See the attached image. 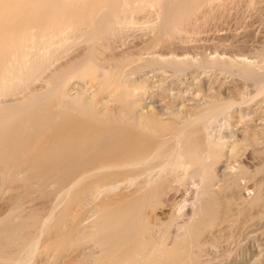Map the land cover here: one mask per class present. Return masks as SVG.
<instances>
[{"label": "rangeland", "instance_id": "rangeland-1", "mask_svg": "<svg viewBox=\"0 0 264 264\" xmlns=\"http://www.w3.org/2000/svg\"><path fill=\"white\" fill-rule=\"evenodd\" d=\"M14 1L15 0H0V49H2L3 46L9 44L14 36H16V33H18V31L21 32L24 29H36L39 19H43L46 24L61 21V15L58 17H53L49 9L55 6L61 7V2L66 0H41L40 2L42 6H40L41 8L39 10L32 9L26 14L17 12L16 16L13 15L14 11L5 14L4 12L12 6V3ZM227 1H225L226 3L223 1L225 3V6L222 4V2V6L221 4L217 5L215 6L216 9L213 8V10L211 9L212 11L208 10L206 11L207 13H203V15L201 14V16L199 17L201 19H194L193 21L195 23L197 22L196 32H198H195L194 34L191 33L192 35H189L190 37L187 36L188 39L185 36L179 37L180 39H172L173 43L170 45V47H168L167 51L175 50V52L179 54L180 57H182L181 54H187L190 58V56L194 57L195 54L200 55V52L201 54L203 52L209 54L214 49H217L219 52L223 51L225 56H230L229 58L231 59L238 58V56L240 58L242 57L241 55H245L249 59H252V57L253 59H256L257 52L255 51H260L259 46H264V0H230L231 2L229 1L228 3ZM196 3L197 0H188V8H193ZM45 10L47 11L45 12ZM187 13V8L185 6H182L180 9L175 11L173 16L175 18H183ZM150 14H152L154 17ZM202 16L207 18V22L204 21ZM155 17L156 15L155 13L153 14V11H147L146 13L142 12L138 16H135V21L139 20L140 23L137 21L138 24H141L145 20L152 22L155 20ZM198 19L202 22L201 26V23L198 24ZM148 21H145V24H143H148ZM191 22L192 20L190 21V25L195 26V23ZM185 25L188 28L190 27L189 25H187V23ZM137 26H139L140 29ZM141 26L142 25L135 24V28L133 27L134 29H129L130 32L129 30H127L125 31L126 33L123 32L125 34L114 35L116 36L115 38L113 36H110L111 38H108V45L110 46L111 44V46H113H107V48L109 47L110 49L101 47L103 49L102 52V49H100L99 46L100 51L97 52V58L101 59V62L113 63L118 59L123 60L122 77L126 75L130 78L133 76V74L139 77L141 73H138V70H140L141 67L143 68V70H145V64L143 61L148 57V55H145V53L147 54L148 51L146 47H148L150 41H153L152 36L155 37V35H152L153 32H151L150 29L146 28L145 26L143 28L144 30L141 29ZM148 31H150L151 33ZM149 33L150 40L149 37L146 36ZM181 38L183 41L181 40ZM82 46V43H79L76 44V46L74 45L73 48L77 49V47H80L79 49H77L79 51L82 49ZM73 48L67 51V53L65 54L66 57L63 56L65 61L70 57H73L70 55L74 54ZM139 48L142 50V52L139 51ZM143 48L146 52L143 50ZM158 48L159 46L157 47V49ZM104 49L109 51H106ZM111 49L113 50L111 51ZM77 50L75 54L78 55ZM131 52H134V54H136L134 55ZM106 54L107 56L109 55L108 58H106ZM130 54H132L133 56ZM59 56H62V51L60 55H58V57ZM127 56L129 58H127ZM63 57H60L61 60L60 58H58V60L55 62L56 65L54 64L55 67L51 66L50 69H48L45 74V79H49L52 74L56 73L57 70H55V68H57L56 66L62 64ZM112 58H114L115 60H113ZM110 59H112V61ZM58 67L59 68L57 69H61L62 65ZM158 72L159 73L155 75L157 77L154 76L158 83H155V90L151 89L153 93L152 91L149 93L150 97L153 99V101H156L157 104L164 103L165 107L172 108L175 106L176 99L183 98L189 99V101L193 99L194 101L201 102L204 98L200 96L199 99L196 98L198 97L196 96V94L199 93V91L206 94V90L207 92L212 90L216 91L218 87H220L219 89L222 90V93L226 90L231 91L229 92V94L219 93V97L226 101H228L229 99L239 101V104L235 106V110L238 108L243 110V115L241 117V114H238V112H236V118L234 117V119L231 120L232 122L236 120L238 123L236 121L235 123L239 125L235 126V129L237 128L236 131H234L235 129L232 130L234 136L230 138L231 140L238 137V132L242 131L245 125V122H243L244 118L249 122H246L247 126H252V124L254 125L258 121L256 120L255 122H250V120L248 119L253 114L251 109L256 104L258 105V103L263 101L262 99L264 98V94L261 93L255 96L253 99L247 101L245 100V98H241L240 94L242 92L243 93L241 94V96L243 94L247 95L248 93L252 92L251 90H253V87L249 86L248 88H246L247 86H245L246 82H244V79L234 73L223 71L220 69L218 70V68L216 67H213L211 69L196 66L195 63L190 65L183 72L174 73V71L169 67L159 70ZM89 79L90 78L88 77H76L70 81L67 89L69 90L70 88L69 92L71 93H74L76 89L77 91H79L81 88V91L83 93L85 89L86 92H84L83 95L85 97L90 95L88 97L94 98L96 101H99V99L103 100L104 98V100L109 103L108 106L104 104V100L103 102L100 100L98 104L96 103V109L98 108L97 110L98 112H100L99 114H101V112L104 113V108L107 106L113 116L117 117L122 110L117 97L107 92H97L95 88V82L93 85V82H91L92 80L90 79V81ZM73 81L76 82L73 83ZM127 82H129V80H127ZM41 83H44V81H39L37 86L41 87L43 85ZM74 84L77 88L74 86ZM159 85L161 87H159ZM195 86H198V88ZM71 89H73L74 92H72ZM92 90L94 92L91 93ZM26 92L27 91H21L13 95L16 98L13 96L11 97L12 99L15 98L14 100L22 101V99L26 98L27 96ZM172 92L177 93L176 97H171ZM189 92L194 94L195 96L189 94ZM111 95L113 96L111 97ZM237 97L241 98L242 100H239V98ZM54 101L55 97H51L44 99L40 103H35L34 105L27 108L24 107L12 112L7 111L8 113L5 111L0 112V264H19V261L20 264H64L65 262V264H73L76 261V264H87L91 261L92 262L88 264H105L106 261V264H112L114 260V257L112 258V250L115 243L118 242L120 244V253L117 257H121L125 254H133V252H135V249H137L143 242V238L140 236V232L138 233L137 224H131V222L136 219L135 216L138 214V212L142 214L143 210L144 211L142 217L149 225V227H151L154 231H151L152 229L150 228L148 232L150 237H146L144 238V240L148 241L149 239L150 242H148V244L149 246H151V243H157L158 238H161L163 233L166 232V236L165 234L163 235L166 237L165 240H170L169 237L173 238V240L169 241L168 243L169 247L174 246L173 248L175 249L180 248L181 250H183L180 255L181 257L179 256V258L184 264H201L202 262L203 264H205L206 262V264H264V199H261L256 203L248 202L249 199H252V197H254V195L258 192L264 195V186L260 187V189L257 188L258 190H256V188L253 186V179L248 180L247 178H241V176L233 173V171L227 168L225 166L227 163L226 158L228 157V150L226 148H224V154L222 156L219 157L213 155L211 157V159L208 161L206 170L209 173V183L211 184L212 188H215L220 184L223 185V190L221 191L220 195L223 197L226 196L224 198H227V200L229 201L227 202V204L229 203V207L227 205L224 206V210H227V213L223 214L219 226L215 225L212 228L207 229L206 231H203L201 233V238L199 237V244L193 245L191 243H187L185 245H182L179 244L180 236L175 239L174 235H176V233L178 232L177 226L182 224V220L185 219V216H182L180 218L179 214H177L178 209L176 206L178 205L177 201L180 197L179 195L181 192L184 194L186 193V195L188 196V194L193 189H195V182L193 180H187L183 183L175 178L174 180H172L171 183L173 184H171L166 194H163L157 198L153 197L150 200L145 201V207L143 206L144 208H142V206L139 204L136 205L135 201H130V197H121V199L118 198V196H122L125 193L128 194V192H131L132 189L137 187L141 183L140 181L147 177V170L151 169L156 173L161 170V167L163 165H166V169H168L166 170V172L169 171V153L176 146V136L171 133H166L165 137H162L163 140L155 141L148 137L146 134H140L138 131H136L135 128L130 127L127 122H123L118 119H111L109 121H105L103 119L92 120L87 116H84L80 112H76L74 110H69L62 114V108L55 106ZM168 102L170 103V105ZM158 114H160V111H158ZM227 114H229V112ZM44 116L48 117V124L39 129L38 120L42 119ZM18 123L22 124L21 130L24 132V134L30 137V140H40V148L39 150L37 149L29 154L27 161L23 166H21L20 175L16 179H7L4 176H6L15 159L13 157L9 159L8 165H5V163L2 162V160L8 155V152L5 151L3 145L5 144V140L10 128L14 127ZM240 124L242 125L241 127ZM178 128H180V125H178ZM223 128L222 125H217V127L215 126V134L219 132V129ZM115 134H118L117 139H112V136ZM134 138L135 140L141 141L146 145V155L147 158H150L142 168H124L125 166L121 162H118L111 158L100 157L99 154L101 148L110 149L114 146L115 143L120 144L122 142L131 141ZM206 139L208 140L205 133H200L197 137V141L199 143L198 155L200 157H204L205 154H207V152L209 151L207 148ZM164 140L167 142L166 144L164 143ZM103 141L107 142L103 144ZM62 150L71 157H74V160L71 163L70 171H76L77 173L79 172L80 175H83L82 177L79 175L81 178L79 180H76L77 182L74 181L75 179L62 182V166H59L56 169L57 175L59 174V176H57V178L59 177L58 180L57 178H45L44 176H42V172L45 170V166L47 165V163H50L55 158L62 157ZM248 152L249 151L247 150V157L250 156V152L249 154ZM243 157L245 159L246 155L244 154ZM263 157L264 156H259L260 159H263ZM18 161H20V159ZM158 164L161 165L159 166L160 169H157V171L156 168H159L157 167ZM113 166H116L117 168L119 166L120 167L118 169H115V167L113 168ZM95 167L98 169H95ZM83 169L86 170L81 172L80 170ZM91 170H93V172ZM152 173L153 175L155 174L151 171L149 174L152 175ZM135 175H137V177ZM139 175H141L140 178L138 177ZM1 176L3 179H1ZM132 176L135 181H133V179L131 178ZM121 177L125 178L122 179ZM128 177H130V179H128ZM148 177L151 176L148 175ZM195 177L196 178L194 179L196 180L199 176L196 175ZM97 178H99V180ZM118 178L121 183L123 180L124 185L120 184V181L116 180ZM39 179L41 180L37 182V180ZM96 179L98 181V185L95 184ZM93 180L95 182V186H93V183H91L93 182ZM114 180L116 181V184L120 185H115L117 187H113L112 184H115ZM129 180H132L131 182L133 184L131 182H128ZM71 182H73L74 185L73 183L71 184ZM174 182H177V184ZM102 184H106L111 191L106 186L105 187L108 190L106 191V188L103 189L104 186L102 188ZM96 186L101 188L102 191H98L99 188H96ZM126 189L128 192L126 191ZM188 189L189 191L186 192ZM96 190L98 192H96ZM99 192L101 195L97 196V193ZM103 192L105 193V195L103 194ZM84 193H87L88 196H86L87 194ZM84 195L86 196L85 204ZM93 195L95 196L93 197ZM102 195L105 198H103ZM111 197H115L116 199H113L112 201H110L111 203L109 202L107 204H111L110 206L103 205L102 207L101 205L99 209H97L96 204H99V202H101L102 200ZM87 198L89 201L87 200ZM125 199H127L128 201H126ZM82 200H84V202ZM87 201L91 204V206L90 204H88L89 206L87 205ZM133 203L135 204V206ZM188 203L189 202H186V204ZM115 205H117L118 207H116ZM74 206L76 209H74ZM77 209L80 211L77 212ZM90 209H92L93 213L90 211ZM72 211L75 212H73V214H75L74 216H71L73 215ZM174 211L176 214L174 213ZM173 214L175 215V217L173 216ZM172 216L174 217V219H172L174 220V222L171 220V218H173ZM44 218L47 220H45ZM109 218L111 221L109 220ZM66 219L68 220V222L70 221V224L66 222ZM167 220L168 226L167 222H165ZM94 221L96 222V224L94 223ZM170 222L171 224H169ZM61 224L64 225L61 226ZM88 225L92 227L89 228L90 226ZM158 225H160V228H158ZM166 226L167 228H164ZM94 229L97 232H95ZM158 229L162 230V233ZM164 229H166V231ZM76 232L80 234V236ZM81 232H85V234H82ZM157 232H159V235H157ZM167 232L171 235L167 234ZM127 235H129V237ZM155 235L159 237H155ZM167 235L169 236L167 237ZM102 242L104 244H102ZM60 243L62 244V246L59 245ZM68 243L70 244L68 245ZM101 245L103 246V249H105L103 250L104 252H102ZM95 246L101 249H97V247L94 248ZM192 246L194 247V249L192 248ZM67 248L68 251L66 250ZM107 248L109 249V251H106ZM197 250H199L198 253ZM105 252H107V254H105ZM194 254L198 255V257ZM101 255L103 256L101 257ZM64 256H67V258H65ZM92 256H96V258H93ZM99 257L101 259H99ZM73 258L75 262L73 261ZM78 258L80 259L78 260ZM194 260L196 261V263ZM198 260L201 262L199 263ZM78 261L81 262L79 263Z\"/></svg>", "mask_w": 264, "mask_h": 264}, {"label": "bare ground", "instance_id": "bare-ground-1", "mask_svg": "<svg viewBox=\"0 0 264 264\" xmlns=\"http://www.w3.org/2000/svg\"><path fill=\"white\" fill-rule=\"evenodd\" d=\"M40 1L41 0H15L12 3V6L8 8V10L5 11L4 13L8 14L11 11H14L13 15L16 16L17 12L26 14L28 11L32 9L39 10L41 8L40 6H42ZM223 1L225 2L227 0H197V3L193 8H190V7L188 8L189 6L188 0H71V1L66 0V1H62L61 7L55 6L49 9L53 17H58L61 15V18H62L61 21L56 22V23L46 24V22H44L43 19H39L36 29L34 30L24 29L21 32L18 31V33H16V36H14L12 41L9 44L3 46L2 49H0V112L1 111H5V112L16 111L24 107L26 108L30 107L34 105L35 103H40L44 99L55 97L54 105L58 106L59 108H62V114L65 113L66 111L74 110L76 112H80L81 114H83L84 116H87L88 118L92 120L103 119L105 121H109L111 119H118L120 121L127 122V124L130 127L135 128L136 131H138L140 134L141 133L146 134L148 137H150L152 140H155V141L163 140L162 137L163 136L165 137L166 133L174 134L176 136V142H175L176 146L169 153L170 155L169 171L166 172V170H168L166 169V165L165 166L163 165L161 167V170L156 173L155 171H152L151 169L147 170L146 173L151 177H148V175L146 174L147 177L146 178L142 177L144 179H142V181H140L141 183L139 182L140 184L138 183L139 185L135 187L134 189H132L131 192H128L126 189L128 194L125 193L122 196H118V195L117 196L120 199L121 197H125V198L130 197V201L131 200L135 201L136 205L139 204L142 206V208H144L145 201L150 200L153 197L157 198L163 194H166L171 184H173L171 183L172 180H174L175 178L178 181L183 182V183L187 180H193L195 182L194 183L195 189H193L188 194V196L186 195V193L184 194L182 192L179 195L180 197L177 201L178 205L176 206L178 209L177 214H179L180 218L182 216H185V219L182 220L181 225L177 226L178 232L176 233V235H174V237L176 239L178 236H180L179 244L185 245L187 243H191L193 245H197L199 244V237L201 233L203 231H206L207 229L212 228L215 225L219 226V223L222 220L223 214L227 213L226 212L227 210H224V206L227 205L229 207L228 205L229 203L227 204V202L229 201L227 200V198L226 199L224 198L226 196L223 197L220 195L221 191L223 190V185L220 184L216 186L215 188H212L211 184L209 183L210 176L206 170V167H207L208 161L211 159L213 155L219 156V157L222 156L224 154L223 152L224 148H226L228 150V154H227L228 157L226 158L227 163L225 166L229 168L231 171H233V173L241 176V178L242 177L247 178L248 180L253 179L254 180L253 186L256 188V190L264 186V157L263 159L259 158V156H264V98L262 99L263 101H261L262 103L260 102L258 103V105L256 104L251 109L253 113L252 116L251 117L248 116L249 117L248 120H250V122H255L256 120L258 121L254 125L252 124V126H247L246 122L248 121H246V119L244 118L243 122H245V125L242 131L238 132L239 133V136L237 134L238 137L236 138L234 137L235 139L231 140L230 138L234 136V134L232 133V130H234L235 126L238 125L235 123L236 120L234 122H232L231 120L234 119L236 112H238V114H241L240 117L243 115V112H242L243 110L239 108L235 110L236 108L235 106L239 104V101H236L233 99H229L228 101H226V100H223L221 97H219L220 96L219 93L229 94L231 90L230 91L226 90L225 92L222 93V90L219 89L220 87H218V89L215 87L217 90L216 89L214 90L216 91L212 90V91H208L209 92L208 93L206 90V94L201 93L199 91V93L196 94V96H198L196 98L199 99V96L204 98L203 100L201 98L202 100L201 102L194 101L193 99L190 101L189 99H184V98L176 99L175 106L172 108L165 107L164 103L157 104V102L153 101V99L150 97L149 93L152 91L151 89H154V87L156 86L155 83L156 82L158 83V81L155 79V77L157 76L155 75L159 73L158 72L159 70L169 67L174 71V73H178V72H183L186 68H188L190 65L195 63L196 66H200L204 68H211V69L213 67H216L218 68V70L220 69L223 71H228V72L234 73L240 76L241 78H243L244 82H246V85L244 84L245 86H247L246 88H248L249 86L253 87V90H251L252 91L251 93H248V94L246 93L247 95L243 94L242 96L241 94L243 92L240 94V97L245 98L246 101L253 99L255 96L261 93L264 94V46L263 47L259 46L260 51H257V50L255 51L257 52L256 59L255 58L253 59V57L252 59H249L245 55L244 56L241 55L242 57L240 58L238 56V58L231 59L229 58L230 56L226 57L223 51H221L222 52L221 53L217 49H214L209 54L204 53V52H203L204 54L203 53L201 54L200 52V55L195 54L196 57L190 56V58L187 54L186 55L181 54L182 57H180L179 54L175 52V50L167 51L168 47H170V45L173 43L172 39L175 40L176 38L183 37V36L190 37L189 35H192L196 32L197 22L195 23L193 21L194 19L199 18L201 14L203 15V13H207L206 11L208 10L212 11L213 8H215V6L220 5ZM229 1L230 0H228L227 3ZM224 2L222 4L225 6L226 2L225 3ZM182 6L183 7L185 6L187 8L188 13L184 15L183 18H175L173 16L175 11L180 9ZM46 11L47 10H45V12ZM147 11H153V14L155 13L156 15L155 20L152 22L145 20L149 22V23L147 22L148 24L146 25H144L145 21L142 22L141 24H138L139 20H137L138 22L135 21L136 20L135 16H138L142 12L146 13ZM148 15H149V12H148ZM150 15L153 16L152 14ZM199 19H198V22H199L198 24L201 23L200 24L201 26L202 22ZM203 19L205 22H207L206 17H203ZM191 20H192L191 23H195V26L190 25ZM186 23L187 25L190 26L189 28L185 25ZM135 24L142 25L143 27L141 26V29H143L144 26L150 29V31L153 32L152 35H155V37L152 36L153 41L152 42L150 41L149 45L147 44L148 45V47H146V49L148 50L147 54L145 53L146 51L143 48V50L145 51V52L143 51L145 55H148V57L144 61L142 60L145 64V68H144L145 70H143V68L141 67V69L138 70L139 72L137 71L138 73H141L139 77L136 76L135 74H133V76L130 78L127 77L126 75L122 77L123 60L118 59L117 61L113 63L112 62L108 63L105 61L107 63L106 64L104 62H101V59L97 58V52L100 51L99 46H100V49H102L101 47L107 48V46H109L108 38L110 36H113L115 38L116 36L114 35L125 34L126 33L125 31L132 29L135 26ZM137 27L139 28V26ZM150 33L146 36L149 37ZM149 40H150V37H149ZM79 43L80 44L82 43L83 46H82V49L79 51L77 49L81 47L80 45H79L80 46L79 48L78 47L77 49L75 48L78 53L77 55L75 54L76 50L73 48V46L74 45L76 46V44H79ZM158 46L159 48L157 49ZM71 47L73 48L74 54L73 55L70 54V55L73 57H70L69 59L67 58L68 60L65 61L63 56H65V54ZM163 47H165L166 49ZM141 49L139 51L142 52ZM112 50L113 49H111V51ZM61 51H62V56L58 57ZM106 51H109V50H106ZM102 52H103V49H102ZM132 54H134V52ZM111 55H110V58H111ZM122 56H123V53H122ZM60 57H63V60L65 61L64 62L62 60V64L58 65V66L62 65V68L57 69L59 67L56 66L57 67L55 68V70H57L56 73L52 74L49 79H45L46 78L45 74L48 71V69H50L51 66H54V64L56 65L55 62ZM108 57L109 55L107 56L106 54V58ZM114 58L112 59L115 60ZM127 58L129 57L127 56ZM112 59L110 60L112 61ZM76 77H80V78L88 77L92 80L91 81L89 79L91 82H93V85L95 82V88L97 92L99 93L107 92V93H110L116 96L117 99L119 100V103L122 109L120 114L117 117H114L111 111L107 107L109 102L105 101L104 98H103V100L105 101L104 104L107 106L104 108V113L101 112V114H99L100 112H98L97 110L98 108L96 109V103L98 104V102H100L101 99H99V101H96L94 98L88 97L90 95L85 97L83 95V93L86 92L85 89L83 93L81 91L82 88L79 91H77L76 89L75 92L73 89H71L72 92L74 93L69 92L70 88L68 90L67 86L70 83V81ZM127 80H129V82H127ZM39 81H44V83H41L43 84L41 87L37 86ZM74 82L76 81H73V83ZM159 87L161 86L159 85ZM195 87L198 88V86H195ZM21 91L23 92L27 91L26 98H23L22 101L14 100L16 97L13 95ZM92 92L94 91L92 90L91 93ZM176 94H177L176 92H172L171 97L173 96L176 97ZM189 94H192V93L189 92ZM113 95H111V97ZM11 96L15 98L12 99ZM180 98H181V95H180ZM241 98H239V100ZM103 100L101 101L103 102ZM102 107H103V103H102ZM158 111H160V114H158ZM228 112L229 114H227ZM48 121L49 119L47 116H44L42 119L38 120L39 129L46 126L48 124ZM178 125H180V128H178ZM217 125L218 126L222 125V128L224 125V128L219 129L218 130L219 132L215 134V130H216L215 126L217 127ZM21 126L22 124L18 123L14 127L10 128V130L8 131L6 140H5V144L3 145L5 151L8 152V155L2 160V162H4L5 165H8L9 159H11L12 157L15 159L13 164L11 165V168L8 170L6 176H4L7 179H16L20 175L21 166L25 164L29 154L32 153V151L34 152L37 149L39 150L40 148L39 147L40 140L39 141L37 139L30 140V137L24 134V132L21 130ZM241 126L242 125L240 124V127ZM225 129H228V130H225ZM236 129L234 131H236ZM200 133H205L208 138V140L206 139L207 140L206 143H207V148L209 151L207 152V154H205L204 157H200L198 155L199 143L197 141V137L199 136ZM117 136L118 134L113 135L112 139H117ZM106 142L107 141H103L102 143L105 144ZM164 143L166 144L167 142L165 141ZM247 150L250 152V156L248 157L246 154ZM146 151H147L146 145L142 143L141 141L135 140L134 138L131 141L122 142L120 144L115 143L114 146L110 149L101 148L99 155L101 158H111L113 160L123 163L125 167L123 165L122 166L124 168L128 167L130 169H140L150 159V158H147ZM244 154L246 155L245 159L243 157ZM19 159L20 161H18ZM73 160H74V157H71L70 155H68L66 152L62 150V157L55 158L50 163H47V165L45 166L46 167L45 170L42 172L43 173L42 176H44L45 178L53 177V179H55L57 178V176H59V174L57 175V172H56L57 167L62 166V182H66V181L74 180V179H75L74 181L77 182L76 180H79L83 175L82 174L80 175L79 172L77 173L76 171L74 172L70 171L71 163L73 162ZM161 162H162V159H161ZM160 165L158 164L157 167H159ZM114 167L115 169L117 168L116 166H113V168ZM95 169H98V168L95 167ZM157 169L159 170L160 167L156 168V170ZM85 170L86 169H83L80 171L83 172ZM91 171L93 172V170ZM91 171H88V172H91ZM150 171L154 172L155 174L153 175L152 173V175H150L149 174ZM196 175H198L199 177L198 179L195 180L194 178H196L195 177ZM2 176H1V179H3ZM135 176L137 177V175ZM76 177L77 178L79 177V178L77 179ZM138 177L140 178L141 175H139ZM131 178L133 179V176ZM97 179L99 180V178ZM97 179H96V183L94 182L95 179L93 180V182H91L93 183V186H95L94 183L98 185ZM128 179H130V177H128ZM40 180L41 179L37 180V182H39ZM116 180L120 181L119 178ZM131 181L129 180L128 182H131ZM133 181L135 180L133 179ZM114 182L115 184H112L111 182L112 186L117 187L115 185H118V184H116L115 180ZM72 183L73 182H71V184ZM119 183L123 184V180H122V183L121 181ZM174 183L177 184V182H174ZM105 186L108 187L106 184L105 185L102 184L103 189L106 188ZM96 188H99V187L96 186ZM99 189L98 191H102L101 188ZM108 189L110 190L109 187ZM108 189L106 188V191ZM98 191L96 190V192ZM188 191L189 189L186 192ZM87 193H84V194H87ZM89 193H90V190H89ZM103 194L105 195L104 192ZM100 195H101L100 192L97 193V196H100ZM110 195H113V194H110ZM86 196H88V194ZM86 196L84 197L85 202L84 200H82L84 204L86 203ZM94 196L95 195H93V197ZM103 198L105 197L103 196ZM113 199H116V198L111 197V198L104 199V200L101 199L102 201L99 202V204H96L97 209H99L101 205L102 207L103 205H107ZM250 199L248 202L256 203L257 201L264 199V195L258 192L257 194L254 195V197H252L251 201ZM125 200L128 201L127 199ZM88 201H87V205L90 204L88 203ZM186 202H189V203L186 204ZM87 205H83V206H87ZM110 205H107V206H110ZM115 206L118 207L117 205ZM74 209H76L75 206H74ZM92 209H90L91 212H92ZM78 211L80 210L77 209V212ZM143 211H142V214L138 212V214L135 216L136 219L134 218L135 220L131 222V224L133 223V225L137 224L138 233L140 232V236L143 238V242L139 245L137 249H135V252H133V254L132 253L125 254V255H122L121 257H117L120 253V250H119L120 244L118 242L115 243L114 248L112 250V258L114 257L112 264H184L179 258L183 250H181L180 248L175 249L173 248L174 246L169 247L168 243L169 241L173 240V238L169 237L170 240H167V239L165 240L166 232L163 233V235L165 234V236L161 234L162 237L160 236L161 238H158L157 243L153 241L155 243H151V246H149L148 244V242H150L149 239L148 241L144 240V238L150 237L148 232L151 227H149V225L145 222L144 218L142 217ZM73 212L74 211H72V214ZM74 215L75 214L71 216H74ZM173 216L175 217L174 214ZM174 217L171 218V220L174 219ZM45 220H44V223H45ZM172 221L174 222V220ZM66 222H68V220ZM69 222L68 224H70ZM165 222H167V226H168V220ZM94 223L96 224L95 221ZM169 224H171V222ZM63 225L61 224V226ZM159 226L160 225H158V228H160ZM167 226L164 228H167ZM91 227L92 226H90L89 228ZM158 230L161 231L162 233V230L160 229ZM164 230L166 231V229ZM151 231H153V229ZM95 232L97 231L95 230ZM168 232L167 234L171 235ZM81 233L85 234V232H81ZM78 235L80 236V234ZM157 235H159V232H157ZM157 235H155V237ZM169 235H167V237ZM127 236L129 237V235ZM69 244L70 243H68V245ZM102 244L104 243L102 242ZM59 245L62 246L61 243ZM96 247L97 246H95L94 248ZM192 248L194 249L193 246ZM97 249H101V248L97 247ZM66 250L68 251V248ZM103 250L105 249H103V246H102V252H104ZM106 251H109V249L107 248ZM198 251L199 250H197V253ZM98 253H99V250H98ZM105 254H107V252H105ZM103 255H101V257ZM67 256L66 257L64 256V257L67 258ZM195 256L198 257V255H195ZM94 257L96 258V256ZM74 258H73V261L75 262ZM79 259L80 258H78V260ZM99 259L101 258L99 257ZM91 262H88V263H91ZM200 262L201 261H199V263ZM18 263L20 264V261ZM76 263L77 261L73 264H76ZM201 264H203V262Z\"/></svg>", "mask_w": 264, "mask_h": 264}]
</instances>
